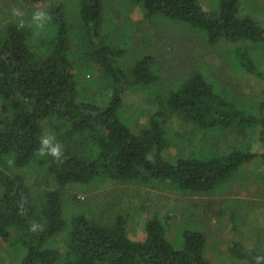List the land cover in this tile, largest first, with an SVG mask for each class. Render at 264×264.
Wrapping results in <instances>:
<instances>
[{
  "label": "trees",
  "instance_id": "1",
  "mask_svg": "<svg viewBox=\"0 0 264 264\" xmlns=\"http://www.w3.org/2000/svg\"><path fill=\"white\" fill-rule=\"evenodd\" d=\"M14 1L21 15L10 10L4 17L15 20L9 22H2L0 15V249H11V264H213L206 256L203 231L184 230L177 247L158 215L145 220V239L131 237L129 217L119 206L131 203L139 191L136 186L114 188L122 197L114 194L106 203L116 199L112 219L104 222L87 211L68 219L65 189L70 184L99 188L132 183L169 186L183 196L207 194L244 163L264 161V96L254 107L202 69L173 76L177 85L163 96L158 93L162 98L146 124L124 115L127 93L156 85L165 88L158 54L143 50L156 42L158 31L170 30L169 23L191 29L193 37L208 46L234 44L240 66L264 76L246 47L248 42L264 45V21L242 15L241 0H218L215 5L213 0L209 10L201 0H126L142 6L156 33L139 38L131 25L136 39L132 48L142 54L121 63L128 57L127 47L110 38L112 22L104 33V0H77L75 22L64 2L50 5L45 14H28ZM24 1L34 5L43 0ZM0 8V14L5 12ZM137 43H142L140 50L135 49ZM80 76L95 89L80 86ZM174 121L188 125L187 130L172 132ZM219 130L238 137L232 150L218 151ZM251 131L255 140L242 142ZM199 132L203 137L196 144L198 153L170 156L172 147L178 152L177 138L191 143V134ZM45 137L52 138L49 147L59 145L58 157L40 151ZM202 144L215 152L204 155ZM31 168L37 171L33 185L28 181ZM58 236L64 237V246L55 244ZM231 251L246 264H264V251L243 245Z\"/></svg>",
  "mask_w": 264,
  "mask_h": 264
},
{
  "label": "rangeland",
  "instance_id": "2",
  "mask_svg": "<svg viewBox=\"0 0 264 264\" xmlns=\"http://www.w3.org/2000/svg\"><path fill=\"white\" fill-rule=\"evenodd\" d=\"M16 1L14 2L20 7L21 10H19L26 11L28 14L34 12L45 14L50 5L64 2L68 8V17L71 22H75L77 19V0H43L34 5L24 0ZM104 2L102 17V27L106 28L104 33H109L106 24L109 22L115 24L110 38H115L118 45L122 44L127 47L128 57L121 60V63H127L130 58L142 54L141 51L136 55V51L132 48V43L136 42L135 37H131L133 27L139 38L141 35L148 37L149 32L156 30L151 27L154 21L146 19L141 5L131 4L126 0H104ZM201 2L204 8L209 10L211 7L209 5L213 0H201ZM11 3L8 4L6 0H0V7L5 11L0 14L3 17L2 22L15 20L14 17L7 19L4 17V14L7 15L10 10H14L16 7ZM215 4H218V0H214L213 5ZM14 14L21 15L18 9L14 10ZM241 14H252L257 19L264 21V0H241ZM119 22H123V27L119 25ZM161 22L164 25V21L161 20ZM168 26H170V30L158 31L154 36L156 42L148 49L143 50L153 49L158 54L157 64L165 88L156 85L157 87L152 89L146 88L138 92L127 93L125 96V117L128 116L131 120H138L146 124L150 113L156 110L154 104L157 105V101L162 98L158 96V93L161 92V96L165 95L168 87L174 88L178 83L175 80L171 81L173 76L178 78L184 75L186 70L193 69H202L209 74L214 82L233 90L237 97L242 99L241 101L249 102L254 107L261 103L264 96V76L251 73L240 66L234 53V44L220 42L215 46H208L204 39L194 38L193 31L183 27L180 23H169ZM41 28L42 26H39V30L36 28L37 32H40ZM77 41L79 44L81 37L77 38ZM77 44L75 45L78 46ZM141 45L142 43H137L135 49L140 50ZM246 47L249 56L258 66V70L264 71V45L248 42ZM132 61L131 59L130 63ZM79 80L80 86L89 85L86 77L80 76ZM217 87L223 89L220 86ZM92 89H95L94 86H91L88 91ZM225 90L227 91V89ZM97 100L102 101L98 97ZM171 128L172 132L183 133L187 130L188 125L182 126V123L174 121ZM260 128L261 126H257V130ZM250 133L248 137H241V141L245 143L249 139L255 140L253 131ZM214 134L215 132L212 133V135ZM212 135L211 137H213ZM201 137H203L202 132L191 134V143L189 141L183 143L181 138H177L178 152L175 147H172L170 156L190 157L194 153H198L196 144L199 145L198 139ZM237 138L228 134L227 131L219 130L215 140L218 142V151L232 150L231 147L237 144ZM242 145L244 146V144ZM202 146L203 154L206 156L215 152V148L211 145L205 147L202 144ZM261 173H264V161L255 158L251 162L244 163L224 183L216 186L211 192L186 196L178 194L169 186L143 187L132 183H111L97 188L96 186L70 184L65 189V214L70 219L78 211H87L101 222L110 221L112 219L111 208L116 204V199H113L108 205L106 203L111 201L114 194H118L115 189L126 187L130 189L136 186L139 191L135 192L134 197L129 198L131 203H127L126 200L119 206L120 211L129 217V232L133 239H145V220L153 215H158L163 221L165 219L164 224L169 228L168 238L171 241L174 240L172 242L177 247L182 244L184 230L197 229L206 234V256L213 264H246L245 262L248 261L234 257L231 249L236 245H243L256 251H264V175L262 176ZM36 178L37 171L35 168H31L28 173V181L31 185L35 184ZM74 195L77 196L76 201L72 199ZM124 196L123 198L126 199L127 194L124 193ZM121 197L119 195L120 200ZM103 211L104 214H102ZM64 243L63 236L55 238L57 246H64ZM10 252L11 249L5 246L0 249V264L13 262Z\"/></svg>",
  "mask_w": 264,
  "mask_h": 264
},
{
  "label": "clouds",
  "instance_id": "3",
  "mask_svg": "<svg viewBox=\"0 0 264 264\" xmlns=\"http://www.w3.org/2000/svg\"><path fill=\"white\" fill-rule=\"evenodd\" d=\"M52 145V138L45 137L41 140V149L40 151L43 153L45 149L52 155L58 157L60 155V147L56 145L55 147H49ZM35 227V226H34Z\"/></svg>",
  "mask_w": 264,
  "mask_h": 264
}]
</instances>
